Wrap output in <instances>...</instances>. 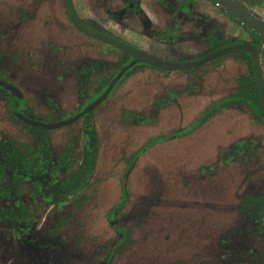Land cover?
I'll list each match as a JSON object with an SVG mask.
<instances>
[{"label":"rangeland","instance_id":"obj_1","mask_svg":"<svg viewBox=\"0 0 264 264\" xmlns=\"http://www.w3.org/2000/svg\"><path fill=\"white\" fill-rule=\"evenodd\" d=\"M155 2L162 9L161 3ZM93 3L77 0L76 7L86 14L84 6ZM149 3L146 0L145 5ZM253 5L263 12L261 5L264 6V0L261 5L259 2ZM194 6L199 18L207 19L206 24L198 22L195 26L196 37L201 36L203 42L208 38V32L221 34L222 38L228 32L230 35L236 32L230 25L223 28L220 17L212 18L218 9L207 11L200 3ZM23 7L30 11L33 8V11L28 13V18L21 20ZM63 11L61 0H0V71L5 70L6 78L24 91L32 114L41 119L60 114L66 118L74 117L80 108L78 106L86 104L91 87L96 86L95 77L90 78L92 83L87 96L81 91L82 86L75 74L78 64L90 58L107 63L116 62L121 56L123 58L119 49L96 38L87 39L74 28L73 31L80 37L74 39L76 44L67 43L77 47L66 49L68 55L65 58L69 60L66 62L64 59L63 66L60 63L63 55L56 51L36 53L45 46L46 49L50 46L63 50L60 44L41 43L45 41L41 37L59 41L61 37L73 36L72 31L61 35L54 27L55 21L50 19L51 12L55 17H65ZM36 27L44 33L37 31ZM53 27L55 29L52 30ZM148 41L152 45L150 51L165 50L163 53L166 55H161L169 59H176L174 55L189 58L194 51L189 43L180 46L170 42L161 45L151 38ZM202 41L193 45L207 50ZM212 43L213 40L208 39V45ZM48 53L50 60L45 61ZM225 56L201 65L217 72L216 78L212 77L213 73L212 76L210 74L207 83L215 80L213 86L209 85L212 94L195 98L197 104H193V99H188L192 105L182 101L181 108L187 107V114L184 112L181 116L188 115L185 118L191 120L190 117L197 116L214 100L234 89L235 78L239 75L250 76V69L241 62L237 64L230 58L227 63L222 62ZM71 62L73 65H69ZM68 66L72 70L63 73L62 68ZM59 73H63L62 79L56 78ZM180 75L143 63L130 68L116 85L118 87L99 104L90 120L92 125L89 128L94 129V136L97 137L98 159L89 176L88 186L63 207H54L51 200L39 198L37 202H32L30 185L25 183L22 196L26 200L22 201L31 212L32 228L28 236L19 242L12 233L15 226L0 219V229L3 230H0V264H92L90 257L94 253L97 255L93 264H103L107 249L100 258L99 245L105 247L112 235H116L112 226L128 231L132 229L133 236L129 247L109 259L110 264H260L264 261V236L261 234L264 230L261 226L264 211L261 215L256 213L262 208L261 201L253 207L242 206L245 193L261 192L264 187V178H259V174L263 173L256 168L264 164V135L259 133L246 145V139L241 137L251 135L252 129H256L254 121L243 120L247 116L239 112L246 104L239 102L237 108L230 109L225 117L221 114L217 121H207L187 136L161 140L145 146L139 156L133 155L153 136L164 132L170 134L177 129L178 119L175 125L163 109L157 111L151 108H158L163 95L168 96L175 82H178V88L180 85L188 86L186 77ZM127 110H134L135 118L145 116L148 121L142 122L140 118L136 121L134 117L127 120L126 114L131 113ZM6 111L0 106V141L17 142L20 136L18 123H13ZM184 120L181 126L186 128ZM85 124L83 119L48 132L56 162H61V154L69 149L73 162L70 169L78 168L84 151L82 135ZM231 142L238 151L237 156L244 157L242 161L245 162L239 163L236 157L223 163L218 161L220 147ZM213 164L217 171L214 176L200 175L201 166L211 167ZM65 174H68L66 169L61 170L57 178L63 179ZM122 187L126 188L127 199L120 205ZM9 205L14 206L10 199H0V208ZM221 237L226 239V244L221 242ZM36 255L41 259L36 261Z\"/></svg>","mask_w":264,"mask_h":264},{"label":"flooded vegetation","instance_id":"obj_2","mask_svg":"<svg viewBox=\"0 0 264 264\" xmlns=\"http://www.w3.org/2000/svg\"><path fill=\"white\" fill-rule=\"evenodd\" d=\"M71 1H72V7L74 9L75 14L82 21V23L87 28H89V30L95 31V32L102 34L104 36L114 38L120 42H123L129 46H132L134 49H136L138 51H141L147 55H151V56H154L156 58H159V59L165 60V61H171V62L195 61V60L200 59V58L204 57L205 55H207V54H209L215 50H218L222 47L228 46L232 43H237V42H241V41H248V42H251L252 44L256 45L258 43V40H259L257 35H255L253 32L248 30L244 25H242L244 27V30H246V32L249 34L248 35L249 37L245 40L232 38L230 36V32L227 33V36L225 38H222L221 34L220 35H218V34L212 35L210 32H208V34L206 35L208 38L206 39L205 42H203L200 39L201 36L196 37L195 26L197 25L198 22H200L201 24L202 23L206 24L207 19L204 20L202 18H199L198 13L195 11V6H194L195 3L202 4L203 5L202 8L205 7V10H207V11L210 9H214V8L218 9V11H214L215 14H213L212 18L214 16L220 17V20L222 21L221 26L223 28H226V27L228 28L227 25H230L227 21V18L230 17V15L227 14L224 10H222L220 7H218L217 5H215L214 3H212L209 0H165V1L164 0H149V2H150L149 5H145L146 0H90L91 2H94V3H93V5L87 4L84 6L85 7L84 10H86L85 11L86 14H82L77 9V7H76L77 6L76 5L77 0H71ZM155 1H158L159 3H161L162 9L159 8L160 6H158V3L156 4ZM169 1L171 3H169ZM239 1L242 2L243 4H245L247 7L251 8V4L254 3L256 0H239ZM33 2H31L30 4L33 5ZM61 2L63 5V10H64L63 12H64L65 17H63V18L55 17V14L53 12H51L52 15H50V19L52 21H55L54 27L56 28V30H58L60 32L61 35L65 34L68 31L69 32L72 31L74 34H73V36L67 35L65 37V39H63L61 37V39L59 41L57 40L58 42L55 41L53 38H50V37L48 38L47 36L41 37V39L42 38L45 39V41L44 42L41 41V43H47L48 42L49 44H53V43L60 44V45H62L61 47L63 50L56 49V48H50V46H48V48L46 49V46H45L41 50H38V52H36V53L40 54L41 52H43L45 50H48L50 53L56 51L57 54L59 53V54L63 55L61 60H60V63L63 66V64H64L63 60L64 59L67 60L66 62H68V60H69L68 58H65V55H68V52L66 53V49L72 50V49H75V47H77L76 45H73V47H72L71 45H69L67 43L76 44L74 39H77V37H80V35L78 33L73 31V28H74V30L82 33L87 39L96 38V39H99L101 41H105L106 43H108V44L114 46L115 48L119 49L123 53V58L121 56L120 59L118 58L116 62H112V63H107V62L102 61V60L97 59V58H90V60H88L86 62H81V64H78L79 67H78V69H76L75 74L78 78L79 83L82 86V90L81 89L80 90L83 91V93L88 96L87 91L89 90V87H91L90 85L92 83V81L90 79L91 76L95 77V82H94L95 84L94 85H96V86H95V88L91 87L92 90L89 94L90 96H88L89 99L87 101L85 100L86 104H84L83 106H81V105L78 106L80 108L77 110L76 113H74L75 116L79 115V114L80 115L76 119H74L73 121L67 122L65 124H61L59 126H48V125L69 120L73 115L66 118L65 116H61V114H60V115H56V116L52 115L51 117H48L46 119H41L39 116L32 114V111L30 110L29 105L25 101L24 91L17 84L11 83L6 78L7 75L5 73V70L0 71V106H2V109L4 107V109L7 110L6 112H8V117L11 119V121L13 123H16V124L18 123V131L20 134L17 142H15V141L14 142L13 141L12 142L0 141V143H4V144H8V145L13 144L19 148H20L22 143L23 144L26 143V142L25 143L22 142V141H25V140H22V138L25 136V134L22 133V125L19 122L14 120V118L12 117L8 107L10 108L11 112H13L20 120H22L28 124L35 125V126L41 125L43 127L48 128L49 131H51L53 129L55 130L57 128H61L63 126H68V125H70L76 121H79V120L84 119V121H86V124H85L86 126L84 125L85 133L82 135V137L84 139V145H83L84 151L81 155V161H80L77 169H74V170L70 169V168H72L73 162L70 160V156H69L70 150L69 149H65L64 152L61 154V158H60L61 162H56V160L53 157V151L50 148V144H51L49 142L50 138H49V135H47V137H46L47 138V144H45L44 151L40 155H35L33 157V159H31L30 164L27 168H24V169L18 168L16 170L17 173H20L23 178L18 179V181L15 182V184L11 183L9 180H7L6 182L2 181L0 183V185H3L6 188L5 192H8L10 194L9 196L6 194H0V199H7L8 198L14 204V206L9 205L7 208H4L1 206V208H0V219L3 221L11 222L15 226L12 233H13V236H15L19 242L21 240H24L25 236H28L27 233L32 228V226L30 225L31 224V220H30V213L31 212H30V210L26 209L25 206H23L24 202L22 201V200H26L22 196V195H24V186L26 185L25 183H27V186L30 185V194H31L30 200L32 202H37V200L39 198H42L45 200L53 201L54 207H60V206L63 207L66 203H68V201L77 197L81 193V191L85 187L88 186L89 176L93 173L95 160L98 159L97 158L98 155L96 153V151H97V137L94 136V129L92 127L89 128V125L90 124L92 125L91 121H92V118H93V115L95 113L96 108L100 107L99 104L105 101V99L109 96V94L114 90L115 87H118L116 85L122 80L123 76L130 70V68H132L137 63L148 64V63L143 62V61H137V62L133 63L131 66H129L128 68H126L123 71V73L116 79L117 75L130 62H132L134 60V57L132 55H130L129 53L125 52L124 50H122L121 48L115 46L114 44L80 29L75 24V22L72 18V15L70 13V10L68 9L66 0H61ZM80 2H81V0H80ZM23 9H24V7H23ZM251 9L253 10V8H251ZM32 11H33V8L31 9V11L24 9V12H21V14H20L21 20H24V18H28V15H29L28 13H31ZM195 13H197V15ZM204 13L209 14L210 12H204ZM225 13L227 15H225ZM25 16H27V17H25ZM262 17H264V16H262ZM233 19L237 20L235 18H233ZM212 22H217V21L213 20ZM0 23H1V20H0ZM16 26L18 27V24H16ZM54 27L52 28V30L55 29ZM36 29H37V31L38 30L42 31L40 27H36ZM224 33L225 32H223L222 35ZM68 37H70V38H68ZM150 38L152 39V41L156 40L157 43H159L161 45H163L165 42H167V43L170 42L172 44H176V45H180V46L184 43H189V44H191V47L194 48V51L190 54L191 57H189V58H188V56L181 58L180 56L174 55V58H176V59H169L170 57L167 56V58H166V56L161 55V54H165V53H163V52H165V50L163 52H162V50H157V49H154V50L152 49V51L149 50L150 47L152 48V45L150 46L151 43L148 41V40H150ZM47 39H48V41H46ZM208 39L213 40V43L211 46L208 45ZM199 41H202L204 43L207 50H205L203 48H202L203 50L197 49L196 46L193 45L196 42L198 43ZM225 42H227L228 44H224ZM238 51H244V50H233V51L221 54V55H226L225 57L222 58V62L227 63L228 58L230 56V57L234 58V60H235V62H237V64H239V62H241L243 65H245L246 67L249 68V66L247 64L248 60H247L246 56L239 53ZM221 55H219V56H221ZM58 56L59 55H57V57ZM219 56H217V57H219ZM217 57H215V58H217ZM215 58H213V59H215ZM71 59L74 60V57L72 56ZM213 59L208 60V61H206L200 65L188 67V68H181V69H163V68H161V69L165 70L166 73L169 72V73H178L181 75L183 74L182 76L186 77L185 82L187 83V81H188V86L180 85L179 88L176 87V86H179V84H177L178 82H175L176 84L170 88L171 89L170 91H168V96H166V94L163 95L164 99L160 100V102L158 103L159 104L158 108L155 106H152V108H151V109H157V111H160V109H163V111L169 115V121L174 122V124L176 122V119H178V127L173 133L168 134L167 132H164L163 134H158L156 136H153V138H151L148 143L144 144L143 146L138 148L135 153H133V155L135 157L139 156L143 152V150L146 148L145 146H149L150 144L152 145L154 143H158L161 140L163 141L165 139H175V138H181V137L187 136V135L191 134L192 132L196 131L198 128H200L202 125H204L207 121L208 122L211 120L217 121L218 117L221 114L225 117V114L227 112H229L230 109L232 110V108H237L236 104H238L239 102L246 104V107H241L242 109H241V111H239L241 114L247 116V118L244 117L243 120L249 121V119H250V120L254 121L253 125L256 128L255 130L252 129V131L250 133L251 135L245 134V136H241V137H244L243 139H246L244 142L245 143L244 145L251 143L253 141L252 139H256L255 136L258 135L259 133L264 135V116L256 117V114H255L256 107H255V105H253V103L251 101L250 94L247 95L248 93L246 91L247 86H249V89L252 90V87L250 86L251 74H250V76L239 75L237 77V79L235 78L234 89H232L229 92H226L223 96L219 97L217 100H214L204 110H201V112L197 116L190 117L191 120H188L189 118H185L188 115H185V117H183L184 112H185V114H187V112H186L187 107L181 108L182 101L184 103L186 102V104L189 103L192 105V102H193V104H197L196 100H194L195 98L201 97V96L204 97L206 95L212 94V92H210V90H209V88H211V86H209V85L213 86L215 80H213V82L210 81L211 84L210 83L207 84V83L209 82L210 74L213 73V76H212V74H211V76L216 78L217 72L209 71L207 69L209 66L208 67H202V66H203V64H205L209 61H212ZM48 60H50L49 53H48L47 57H45V61H48ZM125 60H127V61L125 62ZM121 61L123 62L122 64H121ZM102 62H103V64H102ZM259 62H260V55H259ZM70 64L73 65L72 62L69 63V65ZM252 64H253V62H252ZM148 65H151V64H148ZM105 66H107V68ZM151 66H153V65H151ZM154 67H156V66H154ZM108 68H109V70H108ZM157 68H159V67H157ZM260 68H261V74L263 77V71H262L261 64H260ZM62 69H63V73H65L66 71L72 70L69 66L67 68L63 67ZM112 69H113V71H112ZM220 70H221V68H220ZM63 73L56 74V78L62 79V77L64 76ZM102 75L104 76V78H102ZM254 75H255V72H254ZM255 80H256V76H255ZM263 81H264V78H263ZM256 85H257V83H256ZM164 86H166V84H164ZM11 87L15 88L14 91L12 90ZM81 91H79V92H81ZM106 91H107L106 95L102 98V100L100 102H98L96 105H94L90 110L82 113L85 109L90 107L94 102H96L99 98H101L102 95L104 94V92H106ZM258 94H259V92H258ZM87 96H85V97H87ZM188 99H193V100L191 102V100H188ZM239 99H241V100H239ZM259 99H260V96H259ZM6 100H7V102H6ZM6 103L8 106L5 105ZM184 103H183V105L185 106ZM260 105H261V103H260ZM165 108L168 111H166ZM181 109L183 111H181ZM175 110H177V112ZM127 111H131V113L126 114L127 120L131 119L130 117H134L133 119H136V121L138 118H140V120L142 122L147 119V117L145 119V116H137V118H135V111L134 110L133 111L127 110ZM261 111H262V108H261ZM26 114H28V116H26ZM180 114L183 116H181ZM262 115H263V113H262ZM153 120H154V116H153ZM183 120L186 122V125L184 126L186 128H183V126H181V122ZM136 121H134V122L137 124ZM147 121L148 120H146V122ZM142 122H140V123H142ZM247 125H250V124H247ZM25 139L27 140L26 136H25ZM29 140L31 141L32 139H29ZM30 141H28V142L31 143ZM233 142H231L229 144L227 143V144L222 145L220 147V150H218V153H219L218 154L219 155L218 161L219 162L223 163L226 159L230 160V159H233L235 157H236L235 159H239V163L245 162V161H242V158H244V157L237 156L238 151H236V148H235V145L233 144ZM87 148H90L89 150L93 151L94 155H95L93 165L91 168H89V170H88V168H84L83 165L81 164L84 160V155L86 153ZM205 166L206 165H203L200 167V170H199L200 175H201V173H204L205 175L214 176L215 173L217 172L214 164L211 167L209 165L206 167ZM254 166H257V165H254ZM256 168L260 169V172L263 173V174H259V178L260 177L264 178V176L262 177V175H264V172H263L264 171V164L262 163V164L258 165ZM65 169L68 172V174H65V177L63 179H60V178L58 179L57 174L61 170H65ZM201 170H204V172ZM78 172H82V174H80L79 177L74 180V182L77 184L78 179H80L84 185L81 188H79L76 191V193L69 192L68 196H62V197L58 198L56 195L58 193V191H65L64 188L66 186H70V182L73 181L74 175ZM256 172H259V171H256ZM201 179H204V178L201 177ZM62 183H64L63 184L64 186H61ZM263 189H264V187L262 186V190H260L261 192H258V191L254 192V193L253 192H247V193L244 192L247 195H246V197L245 196L243 197L242 206H244V204H246V205L253 207V205L256 206L257 201L258 202L261 201L262 208L258 209L256 211V213L261 215L262 210L264 211V200H262V198H264V190ZM121 193H122L121 194L122 197L120 200V204L123 205L127 199L125 187L121 188ZM117 205H119V203ZM117 205L115 206V208L118 207ZM249 206H248V209L250 210L251 207L249 208ZM116 209H118V208H116ZM112 210H114V209H112ZM110 214H112V213H110ZM112 217H113V214H112ZM261 221H262L261 226L264 229V220H261ZM112 227H113V230L116 233V235L115 236L112 235L113 238H110V240H109L110 242L107 241L110 245L109 244L105 245V247H101L99 245L100 249H99L98 255L100 258H102L101 255H103V252L105 251V249H107L106 253L104 254L105 256L103 258V260H104L103 264H110V262H109L110 258H113L114 255H116V254L120 255L121 252L123 251V248L129 247V244H130L132 236H133L132 229H130L131 231H128V230L119 228L117 226H112ZM1 232H3V230H1ZM256 232H258V231H256ZM117 233H118V236H117ZM261 234L264 236V230L261 231ZM129 237H131V238L128 239ZM256 237H259V236H256ZM79 241H77V242H79ZM221 242H223L225 244L227 243V241L224 237H221ZM95 255H97V253H94L93 256H91V257L89 256L91 259H93L91 261L92 264L94 263V256ZM89 257L87 258V261H89V259H90ZM35 258H37L36 261L41 259V257H39V255L38 256L36 255ZM36 263L38 264V262H36ZM39 263H40V261H39Z\"/></svg>","mask_w":264,"mask_h":264},{"label":"water","instance_id":"obj_3","mask_svg":"<svg viewBox=\"0 0 264 264\" xmlns=\"http://www.w3.org/2000/svg\"><path fill=\"white\" fill-rule=\"evenodd\" d=\"M218 7H220L222 10H224L227 14L232 16L233 18L237 19L242 25H244L248 30L253 32L257 37L259 38L258 43L252 44L248 41H241L237 43H232L228 46L222 47L218 50H215L204 57L197 59L195 61H189V62H171V61H165L161 60L159 58H156L151 55H147L141 51H138L134 49L132 46H129L123 42H120L114 38L104 36L102 34H99L95 31L89 30L82 21L77 17V15L74 12V9L72 7V1L66 0L68 9L70 10V13L72 15V18L75 22V24L82 29L83 31L93 34L97 37H100L115 46L121 48L125 52L129 53L134 57V60L130 62L116 77V79L123 73V71L131 66L133 63L137 61H143L148 64H151L153 66L163 68V69H181V68H188L200 65L208 60H211L221 54L233 51V50H244L247 51L251 55V59L253 62V68L256 76V83H257V89L260 96V103L262 108V113L264 116V81L261 74V68H260V62H259V55L262 48V45L264 43V17L257 14L255 11H253L251 8L247 7L245 4L240 2L239 0H209ZM14 91L15 88L11 87ZM108 91V90H107ZM106 92L102 95L101 98H99L96 102H94L90 107L85 109L82 113L90 110L94 105H96L98 102L102 100V98L106 95ZM15 93V92H14ZM80 115V114H79ZM79 115L74 116L73 118H70L69 120L58 122L54 124H49L48 126H59L61 124H65L67 122H71L74 119H76ZM34 123V122H33Z\"/></svg>","mask_w":264,"mask_h":264},{"label":"trees","instance_id":"obj_4","mask_svg":"<svg viewBox=\"0 0 264 264\" xmlns=\"http://www.w3.org/2000/svg\"><path fill=\"white\" fill-rule=\"evenodd\" d=\"M224 44H228V43L225 42ZM238 52L246 56L248 60L247 64L251 72L250 86L252 87V90L249 89V86H247V90L246 89L245 90L248 93L247 95L250 94L251 101L253 105H255L256 107L255 109L256 117L263 116L261 111L260 99L256 85L251 56L246 51H238ZM122 63L123 62L121 61V64ZM5 105L8 106L7 103ZM8 109L14 120L22 125V133L25 134V136L27 137V140L24 139L25 141H22L26 143L25 144L22 143L20 148L13 144L8 145V144L0 143V183L2 181L6 182L7 180H9L11 183L15 184V182H17L18 179L23 178L20 173H17L16 170L18 168L20 169L27 168L30 164L31 159H33L35 155H40L44 151L45 144H47L46 137L48 135L47 133L49 130L48 128L43 127L41 125L35 126L20 120L13 112H11L9 107ZM26 116H28V114H26ZM29 139L32 140L30 141ZM28 141H30L31 143H29ZM89 149L90 148L86 149L84 160L81 163L83 167L88 168V170L89 168L92 167L95 158L94 152ZM80 174H82V172H78L74 175L73 181L70 182V186H66L64 188L65 191H58V193L56 194L58 198L62 196H68L69 192L76 193V191L84 185L80 179H78L77 184L74 182V180L77 179ZM63 184L64 183H62L61 186H64ZM5 190L6 188L3 185H0V194H6L9 196L10 194L8 192H5ZM253 254L256 255L255 252H253ZM260 264H264V261H262Z\"/></svg>","mask_w":264,"mask_h":264},{"label":"crops","instance_id":"obj_5","mask_svg":"<svg viewBox=\"0 0 264 264\" xmlns=\"http://www.w3.org/2000/svg\"><path fill=\"white\" fill-rule=\"evenodd\" d=\"M261 1L262 0H256L255 2H259L260 5H261ZM255 2L251 4V8H253V10L256 13H258L259 15L264 16V6L261 5L263 7V12H260V11L257 10L256 6L253 5V4H255ZM225 15H227V14L225 13ZM227 21L230 24V26L233 27V29L236 30V32L234 34L230 35L232 38H234V39L237 38V39H240V40H245V39H247L249 37L248 36L249 34L246 32V30H244V27L242 26V24L239 21L234 20L232 17H228L227 18ZM229 58L231 60L234 59L233 57H229ZM260 64H261V67H262L263 78H264V44H263L262 49H261V52H260Z\"/></svg>","mask_w":264,"mask_h":264}]
</instances>
